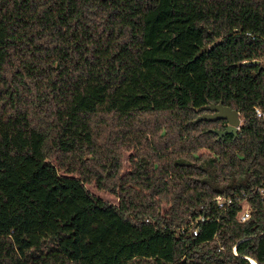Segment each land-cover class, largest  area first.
Wrapping results in <instances>:
<instances>
[{"label":"trees","instance_id":"1","mask_svg":"<svg viewBox=\"0 0 264 264\" xmlns=\"http://www.w3.org/2000/svg\"><path fill=\"white\" fill-rule=\"evenodd\" d=\"M262 185L264 0H0V264H264Z\"/></svg>","mask_w":264,"mask_h":264},{"label":"water","instance_id":"2","mask_svg":"<svg viewBox=\"0 0 264 264\" xmlns=\"http://www.w3.org/2000/svg\"><path fill=\"white\" fill-rule=\"evenodd\" d=\"M209 51V46L202 48L194 60L199 58L203 53ZM205 111L203 114L197 117L194 123H199L201 121L206 122H216L220 120H225L227 122V127L225 130H212L218 136V139H221L227 135L233 134L237 136L240 128L243 123V119L238 111L233 110L232 108L225 106L223 100L218 104H212L205 106L201 109Z\"/></svg>","mask_w":264,"mask_h":264},{"label":"built area","instance_id":"3","mask_svg":"<svg viewBox=\"0 0 264 264\" xmlns=\"http://www.w3.org/2000/svg\"><path fill=\"white\" fill-rule=\"evenodd\" d=\"M258 116L261 117V112L257 110ZM259 195L264 199V185H262L259 188ZM233 200L231 198H221L218 197L214 200V207L219 211H227L228 208H230ZM251 218V207L247 200H245L241 204V210L239 211L237 215V219L240 223H245ZM208 221L207 217L202 215L196 220H193L189 222V224L186 227H183L179 230L180 234H184L186 231V228H189V231L192 233L193 236H198L200 231V224ZM146 222H149V220H146ZM247 260L250 262V264H257L256 261L247 258Z\"/></svg>","mask_w":264,"mask_h":264}]
</instances>
